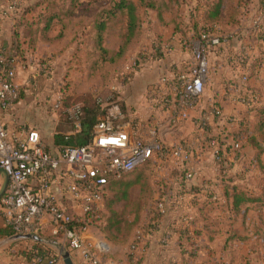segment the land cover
<instances>
[{"label":"crops","instance_id":"crops-1","mask_svg":"<svg viewBox=\"0 0 264 264\" xmlns=\"http://www.w3.org/2000/svg\"><path fill=\"white\" fill-rule=\"evenodd\" d=\"M39 1L42 0H28L26 6ZM157 1L159 12L152 9L141 12L143 34L139 45L132 50L140 52L142 67L126 87L121 85L123 90L120 89V100L125 107L124 113L141 125L144 137L149 138V125L159 124L160 135L168 145L185 142L191 147L192 161L185 166L172 159L164 162L151 161L153 197L143 213L141 226L144 232L135 251H131L128 244H115L107 240L97 224H90L86 236L108 241L111 251L106 259L115 264H264V209L260 210L256 203H247L242 207L241 214H234L233 198L230 195L232 189L226 193L222 173L214 157L215 149H222L227 167L224 172L232 183L238 184L246 193L259 194V176L263 174L259 170V164L253 162L258 148L249 141V135L240 132L241 121L247 118L253 123L256 114L255 111H249L250 107L235 99L239 94L255 92L256 103L264 106V0H248L247 3L233 0L237 23L220 26L219 31L226 37L223 43L206 45L211 72L206 80L205 92L198 106L190 111L189 118L175 126H169L174 108V80L191 64L193 47L201 43L193 37L190 12L198 9L199 17H202L208 6L205 0H187L183 5L170 3L169 0ZM42 7L43 5L32 10L27 17L34 18ZM81 7L69 20L65 36L61 40L55 43L39 41L35 48L26 52L24 60L15 61V83L20 89V99L13 107L3 111L5 128L13 141L24 137L31 129H37L45 146L55 155H60L55 143L57 131L65 130L72 135L82 133L74 130L71 121L62 116L65 111L64 96L68 95L58 84L59 80L63 81L59 70L71 60L74 63L83 53L87 55L88 48L83 39L88 36L87 32L91 33L92 24L89 12L83 9V4ZM178 13L189 24L186 32L179 30ZM119 16L125 23V17ZM221 16L228 17L227 7L221 10ZM259 16L262 19L261 34L259 24H255V19ZM18 17L19 14L10 10L9 0H0V49H13L15 20ZM75 20H78L77 27ZM109 23L105 37L110 28ZM124 30L125 28L123 32ZM146 30L149 39L147 43H143ZM121 44L122 37L116 52ZM104 46L106 47V42ZM245 49L251 58L246 65L247 69L241 70L235 66L233 57L241 54L242 50L246 52ZM35 52V59L42 58L40 64L36 65L47 76V80L40 82V86L34 84L39 89L27 88L30 85L27 72L32 71L28 60L34 57L32 54ZM53 67L56 75L51 71ZM246 70L250 77L244 83L242 74ZM213 105L217 106L219 112L216 116L211 115L210 126L202 131L198 128L197 121L204 113H209ZM255 136L259 145V134L255 133ZM235 138L243 143L241 157L236 156L233 145ZM260 141L264 163V140ZM188 167L193 168L194 176L191 179L182 176L183 172L186 174L185 168ZM183 179L185 185L182 184ZM7 185L8 177L2 173L0 196ZM57 187L63 205L70 212L80 214L81 210L75 199L60 189L62 187ZM134 190L138 191L137 196L134 195ZM140 193V187H133L131 198L135 200ZM160 197L172 200L170 211L164 216L159 214L154 204ZM102 206L103 203L100 208ZM189 216L194 219L191 231H188L185 221ZM51 227L50 221L45 222L41 233L51 234ZM9 231L11 228L6 224L5 217L0 215V241L14 234H8ZM254 233H259V238ZM31 241L11 240L1 246L0 252L4 250V257L0 259V264H9L11 261L32 264L34 251ZM73 258L75 264H86L77 253H73ZM58 264L63 263L59 261Z\"/></svg>","mask_w":264,"mask_h":264},{"label":"built area","instance_id":"built-area-1","mask_svg":"<svg viewBox=\"0 0 264 264\" xmlns=\"http://www.w3.org/2000/svg\"><path fill=\"white\" fill-rule=\"evenodd\" d=\"M28 0H9L11 11L20 14ZM24 5V6H23ZM256 26L259 21L255 22ZM261 22L259 34H261ZM205 41L193 47V61L174 80V108L169 126L178 125L189 118L190 111L200 103L210 68V58L206 45H220L226 40L223 36L205 35ZM0 49V167L8 177V185L0 196V215L14 234L37 233L41 235L42 225L50 221L51 234L62 239L66 248L79 254L86 264H115L106 259L111 251L105 239L86 236L89 223L83 218L103 203L105 185L110 177L121 178L137 167L151 161L176 160L184 166L192 161L191 147L181 142L168 145L160 135V125L148 126L149 138L144 137L141 125L127 116L114 93L107 98L98 97V103L106 107L103 117L91 129L89 141L83 146H71L63 154L55 155L43 143L37 129L29 130L22 138L13 141L5 128L3 111L13 107L20 99V89L15 83L17 67L8 60ZM245 70V65L239 66ZM242 79L247 83L249 76L243 72ZM115 92L116 87H114ZM254 93L237 95V101H255ZM108 102L109 107H107ZM213 105L209 113H204L197 126L204 131L209 127L211 115L218 114ZM74 130L81 132L83 108L74 103L66 109ZM215 116V115H214ZM234 149H239V138L234 140ZM219 160V149L214 151ZM157 166V164H156ZM186 179L194 176L193 168H185ZM57 186L69 193L79 205L81 213L70 212L62 203ZM160 215H166L172 206L169 197H160L154 202ZM193 217H186V226L191 231ZM143 228L136 230L131 251L138 247ZM32 264H58L57 257L49 259L36 249ZM9 264H18L14 261Z\"/></svg>","mask_w":264,"mask_h":264},{"label":"trees","instance_id":"trees-1","mask_svg":"<svg viewBox=\"0 0 264 264\" xmlns=\"http://www.w3.org/2000/svg\"><path fill=\"white\" fill-rule=\"evenodd\" d=\"M169 1L170 3L174 2L179 5L187 2V0ZM242 1L248 2V0ZM82 4L85 6L83 9L85 8L90 14V10H95L97 7V0H42L32 5H25L26 7H23L19 17L15 20L14 47L10 50L2 49L1 53L8 60L15 62L24 60L26 58V52L31 48H35L39 41L55 43L61 40L65 36L69 20L75 16L76 10H81ZM205 4L208 6V9L206 8L202 17H199L198 9H192L190 12L191 29L194 31L193 37H196L201 42L206 40L205 35L222 36L219 31L221 25L237 23V19L235 18L236 8L233 5V0H205ZM41 5L43 7L36 13L35 17L29 19L27 17L28 13L32 10H37ZM166 5L169 7L168 3ZM202 5L206 7L204 4ZM225 7L228 8L227 18L221 16V10ZM149 9L159 12L160 7L158 1L113 0L98 13L95 12L90 16V23L92 24L91 33L89 34L87 32L88 36L83 39L85 46L88 48L87 54L90 62V76L94 74V67L97 64V81L101 75L103 78L102 81L107 80L110 76L100 74L99 65H103L104 63L112 64L115 62L114 60H120L119 63H121L125 60L127 53L139 45L143 34L141 12L142 10L147 11ZM119 15L125 17V30L121 35L122 44L119 50L115 55H111L104 46L105 32L108 28V23ZM181 15V13L177 14L179 30L186 32V30L188 31L189 24L186 23L184 17ZM56 29H58V32L54 34ZM253 93L256 99H253L255 101L251 100L247 106L250 107L249 111H255L256 120L251 123L250 120L244 118L240 123V132L249 135V141L258 148V153L254 157L253 162L256 165L259 164V170L263 174L259 176V194L253 195L246 193L239 188L238 184L232 183L230 177L224 172L227 167L225 166L226 156L223 154L222 149H219V160L216 161L222 173V183L225 184L226 193L232 189L230 195L233 198L232 209L235 215L241 214L243 212L242 207L247 203H256L260 210L264 209V163L261 158L263 146L260 143V139L264 140V106H259V103H256L258 102L257 95L255 92ZM68 99V96H64L63 107L65 111H62V116L66 120L68 118L66 109L72 104L79 102L83 108V124L85 125L81 131L82 133L78 135H72L60 129L57 131L55 134V143L59 147L60 154H63L68 147L85 145L89 141L93 124L100 117H103L105 113V109L101 104L96 102L92 94L83 95L81 100L76 99L73 103L68 102ZM252 125L253 128L251 129ZM255 133L259 134V145ZM242 149L243 143L239 149H235L237 157L243 155ZM152 174V162H147L121 178L110 177L105 185L102 208L93 209V211L83 218V222L97 224L105 238L115 244L131 245L134 241L136 230L142 227L141 220L143 213L152 201ZM182 176H185L184 172ZM185 183L183 179L182 184L185 185ZM135 186L140 187L141 193L138 198L133 200L131 198V189ZM12 233L13 231L11 229L8 234ZM254 234L259 238V233ZM31 242L36 246L41 245V243ZM46 248L49 251H44L40 248L36 249L41 251L49 259L54 254L51 253L48 247ZM36 249H33L32 257H35Z\"/></svg>","mask_w":264,"mask_h":264},{"label":"rangeland","instance_id":"rangeland-1","mask_svg":"<svg viewBox=\"0 0 264 264\" xmlns=\"http://www.w3.org/2000/svg\"><path fill=\"white\" fill-rule=\"evenodd\" d=\"M111 1L113 0H97V7L95 9V12L98 13L101 9H103V7L107 6L108 3H110ZM93 14H94L93 9H91L89 15L92 16ZM255 20L259 21V24L262 21L260 16L259 18ZM75 21H76L75 27H77L78 20H75ZM109 25H110V28L105 37L106 48L108 49L109 54L115 55L119 42H120L121 33L123 32V29L125 28V23L123 22L122 18L119 16L117 18L112 19ZM74 30H76V28H74ZM144 37H145L144 38L145 42L143 43H147V39H149L148 31L145 32ZM245 50L246 52L242 50L241 54H235V56L233 57L235 60V63H234L235 66L239 67L241 65H245L246 67L247 63L250 61L251 55L247 53L248 51L247 49ZM32 55H34V57H31L28 60V63L30 64L32 71L27 72L28 73V83L30 84L29 87L27 88L37 87V89H39V87L34 84L37 83L40 86L41 85L40 82H44L45 80H47L46 79L47 76L44 75V73L46 74V72L39 70L38 66L36 65L38 63L40 64V61H42V58L35 59L36 52ZM87 56L88 54L86 55V53H83L82 56H78L76 58L77 60H75L74 63L71 60V62L68 63L67 66L65 65L64 67H62L61 69L62 71L59 70V74H60L59 76L63 78L62 82L61 80H59L60 82L58 81L59 88L60 89L62 88V90H64V92L67 93L68 98H69L68 102L73 103L76 99L81 100L83 95L85 96L88 94H92L96 102L98 103L97 101L98 97L107 98L109 97V95H111V93L112 94L114 93V97H117V99H119V103L121 104L122 100L120 99L122 97V93L120 89L123 90V88H120L121 85L126 87V85H128L131 82L132 78L135 76V73L141 70L143 58L140 57L141 56L140 52L138 50L129 51L126 55L125 60L122 61L121 63H119L120 60L118 61L114 60L116 63L115 62L112 64L104 63L103 65H99V72H101L100 74L110 76L108 77L107 80H103V81H102L103 79L102 75L100 76V79L97 81V64L94 67V70H95L94 74H92L91 76L89 75V73H91L90 65H89L90 62L88 61ZM45 63L47 62L45 61ZM47 68H50V67L47 66ZM26 70L28 71V68H26ZM52 70L54 71L53 74L56 75V70L54 67L51 69V71ZM210 72H211V69L209 68L208 75L210 74ZM246 72L248 76L250 77L249 71L246 70ZM53 74H50V75H53ZM114 87H116L117 92H115ZM109 104L110 103L108 102L107 107H109ZM102 107L106 109V107L104 106ZM123 108L125 107H123V105L121 104V109ZM214 115L216 116L217 113H214ZM209 126H210V123H209ZM134 195L136 196L138 195L137 190H134ZM41 235L46 238L56 240L58 242L57 246L59 247L55 245H47V244H41L40 246H36L33 244L32 249L40 248L41 250L47 251L48 249L46 247H48L51 253H53L54 256L57 257L60 262L65 264L60 254L61 246H65L62 239L55 238L53 235L46 234V233H41ZM0 256H1L0 259L4 257V250L0 252Z\"/></svg>","mask_w":264,"mask_h":264},{"label":"water","instance_id":"water-1","mask_svg":"<svg viewBox=\"0 0 264 264\" xmlns=\"http://www.w3.org/2000/svg\"><path fill=\"white\" fill-rule=\"evenodd\" d=\"M1 175H2V168L0 167V178H1ZM19 239H28V240L35 241L37 243L47 244V245L57 246L58 244L56 240L46 238L40 234L26 233V234H13L9 236L8 238L3 239L2 241H0V247L7 244L11 240H19ZM60 254L65 264H75L72 253L65 246H61Z\"/></svg>","mask_w":264,"mask_h":264}]
</instances>
